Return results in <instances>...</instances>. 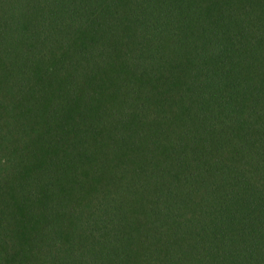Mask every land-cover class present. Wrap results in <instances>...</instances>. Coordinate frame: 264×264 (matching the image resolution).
I'll list each match as a JSON object with an SVG mask.
<instances>
[{
    "label": "trees",
    "instance_id": "16d2710c",
    "mask_svg": "<svg viewBox=\"0 0 264 264\" xmlns=\"http://www.w3.org/2000/svg\"><path fill=\"white\" fill-rule=\"evenodd\" d=\"M0 264H264V0H0Z\"/></svg>",
    "mask_w": 264,
    "mask_h": 264
}]
</instances>
